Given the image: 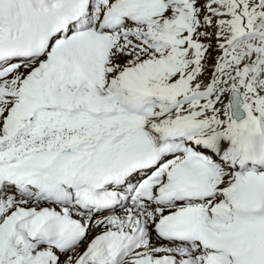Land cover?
Listing matches in <instances>:
<instances>
[{
  "label": "snow or ice",
  "instance_id": "1",
  "mask_svg": "<svg viewBox=\"0 0 264 264\" xmlns=\"http://www.w3.org/2000/svg\"><path fill=\"white\" fill-rule=\"evenodd\" d=\"M0 264H264V0H0Z\"/></svg>",
  "mask_w": 264,
  "mask_h": 264
}]
</instances>
